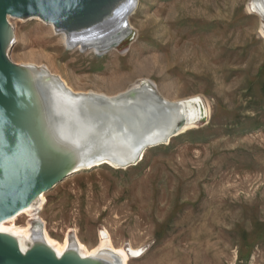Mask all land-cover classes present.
Returning a JSON list of instances; mask_svg holds the SVG:
<instances>
[{
	"label": "rangeland",
	"instance_id": "rangeland-1",
	"mask_svg": "<svg viewBox=\"0 0 264 264\" xmlns=\"http://www.w3.org/2000/svg\"><path fill=\"white\" fill-rule=\"evenodd\" d=\"M139 2L115 48H69L36 17L12 18L9 55L80 89L152 80L205 115L188 129L181 119L130 165L68 167L38 212L59 241L93 247L106 230L116 246L141 248L130 264H264L263 20L250 0Z\"/></svg>",
	"mask_w": 264,
	"mask_h": 264
},
{
	"label": "bare ground",
	"instance_id": "bare-ground-1",
	"mask_svg": "<svg viewBox=\"0 0 264 264\" xmlns=\"http://www.w3.org/2000/svg\"><path fill=\"white\" fill-rule=\"evenodd\" d=\"M140 3L123 0L108 18H98L76 28L36 18L60 34L65 46L100 51L115 48L126 37L131 15ZM104 4L91 12L99 13ZM249 5L263 20L264 30V0H250ZM3 36L5 46L18 38L12 17L7 20ZM9 58L18 67L19 86L13 113L0 131V187L49 180L67 167L88 169L101 164L119 167L142 157L146 142L153 146L168 141L179 120L186 118L182 129H188L205 115L201 103L192 104L194 97L163 95L152 80L113 93L80 89L48 64L18 63L12 56ZM45 197V192L38 194L18 214L2 221L0 234L23 251L46 248L59 258L66 256L72 264H130L131 257L142 253L141 248L127 250L116 246L106 230L101 231L100 242L93 247L79 237L72 242L69 235L59 241L38 212ZM24 213L35 221L18 225L16 219Z\"/></svg>",
	"mask_w": 264,
	"mask_h": 264
},
{
	"label": "water",
	"instance_id": "water-1",
	"mask_svg": "<svg viewBox=\"0 0 264 264\" xmlns=\"http://www.w3.org/2000/svg\"><path fill=\"white\" fill-rule=\"evenodd\" d=\"M120 1L0 0V131L13 113L19 86V70L9 58V46H5L3 36L8 18L39 17L66 28H76L102 18L114 10ZM103 3L106 4L98 10L99 13L91 12ZM179 121L170 135L178 127ZM149 146L150 143L146 142L142 150ZM134 161L120 166L130 165ZM66 169L68 167L63 168L56 177L49 180L37 179L10 187H0V223L18 214L38 194L52 189L62 179ZM0 264H72V261L66 256L59 258L52 251L42 247L23 251L16 243L0 234Z\"/></svg>",
	"mask_w": 264,
	"mask_h": 264
}]
</instances>
